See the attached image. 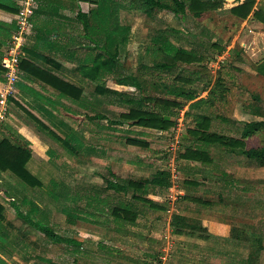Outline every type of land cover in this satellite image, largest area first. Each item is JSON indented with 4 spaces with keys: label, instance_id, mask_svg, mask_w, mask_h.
Listing matches in <instances>:
<instances>
[{
    "label": "rangeland",
    "instance_id": "rangeland-1",
    "mask_svg": "<svg viewBox=\"0 0 264 264\" xmlns=\"http://www.w3.org/2000/svg\"><path fill=\"white\" fill-rule=\"evenodd\" d=\"M129 1L120 0L119 21L128 27V40L120 46V72L139 77L146 93L168 98L172 96L166 93V86L173 82L172 77L176 72L189 77L199 75V78L187 85L197 89L199 97L206 96L204 85L207 81L210 82L206 87L208 89L215 77L220 75L226 86L224 99L208 108L202 106L191 110L185 105L177 112V124L173 127L172 134L151 132L152 134L147 136L148 148L125 142L127 129H130L128 126L112 130L106 127L107 120L89 124L80 114H77L75 119L67 118L68 126L58 132L61 137L74 132L76 137L81 138L82 145L78 152L68 150L49 133L38 131L34 126L35 132L43 137L48 149L44 153L41 152L43 159L32 158L29 164L27 163V168L42 180L43 186L31 189L11 173H0V202L5 206L4 225L9 235L6 248L0 254L8 264H159L158 256L167 243L164 234L167 233L168 214L162 210H150L137 202L136 205L143 213L138 215L136 225L113 228V217L108 213L110 207L118 202L128 201L130 197L129 194L107 189L104 177L127 183L129 180L146 177L157 169H167L172 174L171 187L182 192L179 199L175 202L168 199L173 190L152 187L146 196L165 208L173 207L174 212L178 210L183 214L187 206L183 195L194 190L185 189L184 180H201L199 173H194L196 167H199L198 164L194 166L179 157L184 147L191 143L186 129L193 126L192 114L206 113L212 118L213 130L239 137V123L245 121L236 118V113L238 117H243L241 112H238L239 106L246 113L253 105L264 110V76L255 72L254 65L257 60L264 59V52L253 49L257 44L264 50V37L254 33L257 30L255 26L250 23L244 25L230 15L227 9L233 0H226L223 7L204 12L199 18L189 14L184 20L176 19L165 10H155L152 15H147L130 8ZM158 37H167L174 44L187 49L194 48L203 54L204 59L199 63L179 64L169 76H165L163 72L156 73L144 69L142 64L151 65V55L146 49L155 42L159 44ZM214 42L225 47L221 54H218L216 47L211 46ZM249 44L252 46L249 47ZM234 46L238 54L232 49L226 53L227 49ZM244 49L247 52H244ZM114 90L137 93L132 87L116 84L113 74L106 75L104 81L84 85L82 91L86 96L91 93L90 102L94 113L100 112L109 118H118L127 108L116 102ZM187 110L189 115L184 114ZM79 112L82 113L83 110L79 109ZM244 117L251 118L245 115ZM5 136V133L0 135V139ZM6 137L12 139L10 135ZM263 144L264 130H261L247 140L246 147H258ZM217 148L212 151L215 157L219 154ZM110 172H113L115 177H112ZM52 180L66 184L70 188L69 194L55 198L50 187ZM6 190L18 201L21 211L27 212L29 208L26 203L20 201L26 197L37 205L43 220H46L54 231L66 237L80 239L82 245L76 247L50 242L42 233L16 215L5 195ZM197 192H201L200 188ZM101 199L105 202L100 201ZM65 210L78 211L84 216L96 212L102 213L104 217L108 214V220L104 218L95 224L77 222L78 224L71 225L66 220ZM31 217L40 219L39 215L33 214ZM172 241L175 242V247L170 248L172 247L176 256L183 242L176 240V237ZM168 251L170 254V250Z\"/></svg>",
    "mask_w": 264,
    "mask_h": 264
},
{
    "label": "trees",
    "instance_id": "trees-1",
    "mask_svg": "<svg viewBox=\"0 0 264 264\" xmlns=\"http://www.w3.org/2000/svg\"><path fill=\"white\" fill-rule=\"evenodd\" d=\"M89 1V0H87ZM226 0H130L128 6L133 10L140 11L147 15H152L155 10H165L171 13L176 19L184 20L187 15H192L199 18L204 12L217 10L223 7ZM256 0H242L239 4L228 9V12L238 18L245 19L253 10ZM96 4L95 8L89 9L87 12L81 13L82 36L89 40L92 45L83 47L87 49L83 62L78 65L79 72L83 77L92 81H104L108 74H113L115 83L118 85L132 87L137 90V93L124 92L114 90L113 93L117 97V103L122 107L127 108L126 111L120 113L118 118H109L107 115L93 111L90 100L83 97L81 88L60 79L52 74L48 69H41L20 59L19 69L29 70L37 78H44L46 83L59 91L58 98H65L68 102L78 105L86 111L82 113L68 104L61 103L60 112L67 118L75 119L77 114H80L87 122H100L107 120L106 127L112 130H118L121 126H128V134L125 137V142L130 145L141 148H148L149 143L147 136L154 132L156 134H172L173 127L177 124V112L179 109L187 105L188 109H198L204 104L214 106L217 102L222 101L225 96L226 86L220 75L215 77L214 82L206 88L210 82L207 81L204 90H207L206 98L199 97V91L187 86L193 80L199 78L198 74L195 77L183 75L181 72L174 73V67L179 64L189 65L199 63L204 59L202 53L194 48H184L174 44L167 37H158L159 44L153 43L149 45L146 51L151 55V65L142 64V68L151 70L152 72H163L165 76L173 74L172 83L167 85L166 93L172 98L163 97L154 94L146 93V89L142 86L139 77L134 74L120 72L122 69L119 63L120 46L124 45L128 40V27L124 26L119 21V12L121 8L120 0H92ZM0 8L9 12L16 13L18 5L14 1L0 3ZM253 15L264 24V12L259 9L253 10ZM11 29L3 22H0V47L5 43L6 38L12 35ZM211 46L218 49V54H221L225 47L219 46L217 43H211ZM97 50L96 54L90 56L89 49ZM233 51L235 49H232ZM235 53L238 52L235 50ZM0 55V60H1ZM90 62V63H89ZM3 68L0 65V81L3 78ZM264 73V68L263 71ZM20 73V72H19ZM153 75V74H152ZM256 100L257 98L254 97ZM7 99L11 100L9 96ZM52 105V104H51ZM54 106V105H52ZM25 110V109H24ZM26 111V110H25ZM189 110L185 111V115H189ZM251 113L264 117V110L259 106L253 105L250 109ZM30 116L42 128H44L54 139L60 141L65 148L70 151L78 152L81 149V138L76 137L74 132L68 133L65 137L59 136L57 133L49 129L35 116ZM193 126L186 129L187 134L191 138V143L186 145L179 157L186 162H198L201 164L212 160L208 150L209 145H215L222 150L236 152L238 155L246 159L256 162L259 166L264 165V146L262 147H245L244 138L264 129V121H243L240 124V137H232L230 135L218 133L210 130V117L206 114L196 113L192 115ZM87 126V124L85 125ZM91 126H89V131ZM133 132V133H131ZM13 135V133H11ZM34 147L26 140H16L9 137L0 139V173L9 172L14 177L19 179L24 185L31 189L40 188L43 182L36 175L31 173L27 168V163L31 159ZM112 177H115L113 172H110ZM106 188L117 193L129 194L130 199L124 202H118L109 209V214L113 217L112 227L121 229L126 225H136V219L140 213H143L136 203L140 202L147 206L150 210L165 211V207L157 201L148 198L146 194L150 187L167 190L172 186V174L167 169H157L146 177L138 180H129L127 183H122L109 177H104ZM1 181V179H0ZM191 179L184 180L185 189L192 186ZM51 190L55 198H60L65 194H69L70 188L55 180L51 181ZM131 189V191H130ZM7 192V193H6ZM5 195L9 198V203L15 210L16 215L21 218L27 225L42 233L50 242L55 245L67 244L76 247L81 246V242L73 237H66L58 232L43 220V215L37 205L26 197L20 201L28 205L27 212L20 209L18 201L6 190ZM183 198L186 200L188 196L185 194ZM179 199V195L178 198ZM103 203L104 199H101ZM66 220L71 225L78 224L77 222H88L95 224L96 222L106 219L102 213H87L85 216L78 211L65 210ZM39 215L40 219L35 220L31 216ZM103 217V218H102ZM5 206L0 202V253L4 252L9 241L8 230L4 225ZM171 225L175 234H193L195 231L203 230L198 219L187 217L176 210L171 216ZM101 226V225H100ZM259 242V240H258ZM251 244V250L248 256V263L254 261L258 253V248ZM0 264H8L0 254ZM75 264H80L75 262ZM148 264V263H146Z\"/></svg>",
    "mask_w": 264,
    "mask_h": 264
},
{
    "label": "crops",
    "instance_id": "crops-1",
    "mask_svg": "<svg viewBox=\"0 0 264 264\" xmlns=\"http://www.w3.org/2000/svg\"><path fill=\"white\" fill-rule=\"evenodd\" d=\"M7 1L9 0H0V3ZM11 1L18 5L19 0ZM241 1L233 0L229 8ZM35 2L36 9L31 17V31L21 46V59L41 69H48L60 79L83 90L84 85L95 81L83 77L77 68L86 55L87 49L83 47L92 45L82 36L80 19L82 12L85 13L95 8L96 4L92 0H35ZM254 9L264 12V0H256ZM253 10L245 19L230 15L244 25L250 23L255 26L257 30L254 33L264 37V24L254 17ZM15 15L16 13L0 8V22L10 28L15 27ZM11 31L13 34L14 29ZM9 39L6 38L5 43L0 47L1 56L4 54ZM243 44L247 46L245 42ZM251 46L249 44V47ZM235 47L227 49L226 53ZM253 49L264 52L257 44ZM246 50L244 49V52H247ZM88 52L91 56L96 54L97 50L92 51L90 48ZM254 65L255 72L264 76L262 72L264 59L257 60ZM30 68L28 71L20 69L19 79L10 95L11 100L8 99V112L0 123V135L5 133L6 136L10 135L18 141H29L34 147L31 159L37 157L43 159L40 154L46 152L48 146L33 127L36 126L41 132L47 131L40 127L30 114L58 134L63 127L68 126L67 117L59 110L61 103L78 108L80 111L86 110L71 104L65 98H58L59 91L48 85L44 78H37L29 71ZM3 86L2 80L0 90ZM83 97L92 99L91 93L86 96L83 92ZM242 111L243 108L239 106L238 112H241L243 117H238L236 113V118L245 121H264V117L251 113L250 109L248 113ZM86 112L91 113L92 110L89 109ZM244 115L251 118L244 119ZM211 126L212 118L210 119V130H213ZM240 130L241 128L239 137ZM257 133L259 131L244 138L245 147L247 140ZM262 146L264 144L258 147ZM215 148L217 146L212 144L208 146L211 161L204 164L188 162L192 165L198 164L199 167H196L194 173H199L201 180L199 182L196 178L191 179L193 184L190 188L194 190L191 193H185L188 198L186 199V211L183 214L198 219L203 230L195 231L193 234H175L171 228L170 246L175 247V242L172 241L175 237L176 240H182L183 245L176 256L172 247H169L171 254L169 264H264V165L259 166L256 162L236 152L220 148H217L219 154L215 157L212 155ZM198 188H200V193L197 192ZM77 240L80 241V239ZM251 244L259 249L254 261L248 263Z\"/></svg>",
    "mask_w": 264,
    "mask_h": 264
},
{
    "label": "built area",
    "instance_id": "built-area-1",
    "mask_svg": "<svg viewBox=\"0 0 264 264\" xmlns=\"http://www.w3.org/2000/svg\"><path fill=\"white\" fill-rule=\"evenodd\" d=\"M36 9L35 0H19L18 10L15 15V29L6 43L4 54L1 57L0 65L3 70L4 86L0 90V123L5 118L8 112V96L13 92L15 83L19 79V63L21 59V46L23 45L26 37L31 31V17ZM168 190H173L172 194H169L168 199L175 202L181 191H177L174 187H170ZM171 202V203H173ZM173 207H167L165 212L169 216L167 221V233L164 234L167 238L166 248L162 249V253L158 256L159 264H169L170 254L168 253L170 247V232H171V216L174 212Z\"/></svg>",
    "mask_w": 264,
    "mask_h": 264
}]
</instances>
